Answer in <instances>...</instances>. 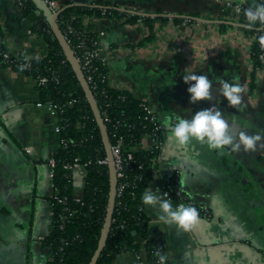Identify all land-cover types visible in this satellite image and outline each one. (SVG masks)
Instances as JSON below:
<instances>
[{"label":"crops","instance_id":"1","mask_svg":"<svg viewBox=\"0 0 264 264\" xmlns=\"http://www.w3.org/2000/svg\"><path fill=\"white\" fill-rule=\"evenodd\" d=\"M59 1L65 6L91 0ZM245 1L247 7L255 6V0ZM92 2L149 18L132 23L90 15L83 20L86 30L98 33L113 85L149 101L163 125V144L146 189L163 192L171 173L179 170L198 206L209 211L198 212V221L183 230L159 221V209L144 204L147 239L168 264H264V61L255 68L254 36L245 28L249 21L243 8L237 10L235 0ZM0 26L10 53L27 58L47 54L44 37L32 30L14 0H0ZM188 71L205 73L213 81L210 100L189 101L182 79ZM221 80L241 85V105H230L221 95ZM39 98L32 76L0 61V264L51 261L42 240L50 231L44 210L54 191L47 159L58 148V134L53 131L56 119L36 104ZM211 104L221 110L233 142L243 131L261 134L257 145L248 150L242 145L239 151L231 145L210 149L199 141L186 148L177 145L168 118H190ZM150 143L143 138V147ZM36 194L40 216L33 219ZM112 264L138 262L132 250H125Z\"/></svg>","mask_w":264,"mask_h":264},{"label":"trees","instance_id":"2","mask_svg":"<svg viewBox=\"0 0 264 264\" xmlns=\"http://www.w3.org/2000/svg\"><path fill=\"white\" fill-rule=\"evenodd\" d=\"M20 1L21 10L32 22V30L44 37L47 54L42 59L32 60L12 55L11 59L17 65H13L12 69L22 71L34 79L39 76L47 77L46 82L36 84L40 101H51L56 105L62 126L58 148L51 154L55 159L51 179L56 195L49 199L54 211L52 226L42 243L51 251L49 264H90L99 248L110 200V167L97 162V159L107 156L106 145L90 101L49 21L42 13H36L38 6L35 0ZM247 8L246 5L243 7L244 12ZM90 15L124 18L132 23L140 18H148L121 12L112 5L97 2H92L89 6L66 3L57 15L56 23L64 37L70 39V47L77 59L84 52L77 45L85 42L91 47L94 41L99 40L97 32L84 28L83 20ZM69 26L71 30L68 29ZM245 28L256 39L251 56L255 68H259V53L264 46L260 37L264 36V24L256 21L252 27ZM1 49L6 48L0 36ZM0 61L9 67L2 55ZM80 65L111 145L122 136L125 149L131 150L135 156V161L127 170L129 183L120 195H116L110 230L94 264H112L121 252L140 249L142 246L138 244V240L144 243L142 249H145L146 259L155 261L158 251L147 239V216L141 196L151 179L154 159L159 150L142 146L143 138L153 131V125L142 105L145 100L130 89L111 85L107 80L110 69L101 60L93 58L86 68L81 62ZM160 136L162 137L161 133ZM77 157L81 162L90 161L86 167L79 200L74 198L76 189L73 171L66 167ZM59 199H64L65 202H60Z\"/></svg>","mask_w":264,"mask_h":264},{"label":"clouds","instance_id":"3","mask_svg":"<svg viewBox=\"0 0 264 264\" xmlns=\"http://www.w3.org/2000/svg\"><path fill=\"white\" fill-rule=\"evenodd\" d=\"M245 15L249 21L248 27H252L256 21L264 24V0H255V6L250 5L245 10ZM260 39L264 41V36ZM182 79L188 84L187 92L190 94L188 99L191 103L211 99L214 85L207 74L188 71ZM192 81L194 83H190ZM241 91L239 83H230L227 80L220 82V93L230 105H241L243 99ZM167 127L169 135L182 148H186L193 141H199L207 144L210 149H221L223 146L231 145L232 150L239 151L243 145L244 149L248 150L254 148L257 141L262 138L261 134L242 131L233 142L234 137L227 132L228 125L223 114L214 104L195 111L190 118L179 115L174 120L168 118ZM165 197H168L167 192L145 189L141 200L144 204L159 209V221L174 224L178 229H191L198 221V209L193 204L173 205L171 199ZM166 259V255H158L159 264H164Z\"/></svg>","mask_w":264,"mask_h":264},{"label":"built area","instance_id":"4","mask_svg":"<svg viewBox=\"0 0 264 264\" xmlns=\"http://www.w3.org/2000/svg\"><path fill=\"white\" fill-rule=\"evenodd\" d=\"M14 1L19 6V8L22 7V2L20 0H14ZM242 1L243 2L235 0V2H236L235 7L237 8V10H241L245 6V4H247V2L245 0H242ZM45 2L49 6V8L53 14L58 15L60 10L63 7H65L64 4H61L59 0H45ZM68 29L71 30L70 26L68 27ZM255 40H256L255 37H253L252 41H251L252 45L255 42ZM66 41L70 45V39H66ZM76 47H79V48L84 50L83 54L79 57V59H77L79 64H80V62L83 64V67L86 68L87 66H89L90 63L92 62L93 58H97V59L101 60V62L104 65L108 66L107 58L104 56L102 48L100 46V40L94 41L93 46H91V47L87 46L85 44V42L77 45ZM262 48H263V51L261 53H259L260 54L259 58L261 61H264V46ZM0 55L3 56V60L8 64L9 67L12 68L13 65H16L14 63V60L11 59V56L12 55L17 56L16 54H12L6 49H1ZM22 67H23V65L21 64L20 68H22ZM111 78L112 77H111L110 72H109L107 75V80L109 81V83H111V85H113ZM89 79H91V76H89ZM47 80L48 79L45 76H39L36 79H34L36 84L37 83L42 84V83L46 82ZM115 86H117V85H115ZM118 87H120L122 89H126V88H123L121 86H118ZM47 102H48L47 107L49 109V113L52 116H55L57 118L58 122H57V126H56L55 131H57L58 136H59V134L61 132L60 130H62V126L59 123L60 118L58 116L57 107L55 104H53V102H51V101H47ZM37 105L39 107H43L44 101L43 102L39 101ZM142 105H144V108L147 112V117L150 119V121L153 125L152 133H148L146 135V137L149 138L150 142H151L149 148L160 150L162 147V144H163V139L160 136V133L162 134V132H163V125H162L157 113L155 112L153 106L151 105V103L149 101L145 100V102ZM105 116L107 117V115H105ZM111 152H112V157H113V161L115 164L116 175H117V192H116V195H118V194L120 195L122 190L129 183V181L127 180V170L129 168H131L132 162L135 161V156L131 150L127 151L125 149V142H124V139L122 136L118 137L116 139L115 143L111 145ZM48 159H49L48 164L51 168L50 177L52 178L54 175L55 159L53 156H50ZM89 162H81L79 160V158L77 157L72 163H70L69 165L66 166L67 168H69L70 170L73 171L75 187L78 190V193L74 197L76 200L80 199V193L83 189L84 178L86 176V167L89 164ZM97 162L99 164H108V165L110 164L108 155L105 158L97 159ZM167 183L168 184L164 188V192L168 193L169 198L176 197L178 199L179 203L193 204L198 209V212H201L205 215H208V213H209L208 209H206L205 207L198 206L193 195H191L190 192L186 189V187L183 183V174L179 170H175L171 173V176L168 179ZM53 196H56L55 191L52 194V197ZM59 201L65 202L64 199H59ZM53 214H54V211H53V206H52L51 216H53ZM64 218L65 217H63V219ZM51 226H52V224H51ZM51 226H49L50 229H51ZM132 251H133V253H134L139 264H159L158 257L155 259V261H152V262L148 261V259H146V257H145V254H146L145 249H142V247L138 250L133 249ZM159 254H162V253L158 251V255ZM164 264H168L167 259L164 262Z\"/></svg>","mask_w":264,"mask_h":264},{"label":"water","instance_id":"5","mask_svg":"<svg viewBox=\"0 0 264 264\" xmlns=\"http://www.w3.org/2000/svg\"><path fill=\"white\" fill-rule=\"evenodd\" d=\"M38 8L40 9V11H42L43 15L46 17V19L49 21L54 33L56 34V37L58 38L59 42L62 44L63 49L65 51V55L67 56L66 58L69 59V61L71 62L81 84L82 87L87 95V98L90 101L92 110L96 116V119L98 121L100 130L102 132L103 138H104V142L106 145V149H107V155L110 161L109 167H110V173H111V192H110V200L109 202V206H108V211H107V215H106V220H105V224L103 225V231H102V235H101V239H100V244H99V248L97 249L98 251L95 253L92 261L90 262V264H94L97 257H98V253L100 251V249H102V247L105 244V241L107 239L109 230H110V226H111V221H112V214H113V210H114V204H115V198H116V192H117V175H116V169H115V164L113 161V157H112V152H111V143L109 140V136L107 133L105 124L103 122V119L101 117L100 111L98 109V106H96V101L94 99L93 93L90 89V86L84 76V73L81 69V66L77 60V58H75V55L69 45V43L66 41V38L64 37L63 33L61 32L60 28L58 27L57 23H56V17L57 14H53L52 11L50 10L49 6L47 5V3L45 2V0H35ZM89 4L92 3L91 1H88ZM86 3L88 6L89 4ZM0 32H1V26H0ZM2 34V33H1ZM222 151L226 154L229 155L231 154V152L226 149L223 148ZM219 153H221V151H219Z\"/></svg>","mask_w":264,"mask_h":264},{"label":"rangeland","instance_id":"6","mask_svg":"<svg viewBox=\"0 0 264 264\" xmlns=\"http://www.w3.org/2000/svg\"><path fill=\"white\" fill-rule=\"evenodd\" d=\"M18 57H19V55L20 54H16ZM44 54H42V56L41 55H39L38 57H36V58H41L42 59V57H44L43 56ZM20 56H22V55H20ZM25 59H28V60H32V59H36V58H27L26 56H23ZM40 101V98L37 100V103L36 104H38V102ZM48 102L47 101H44V106H43V109L44 110H46L48 113H49V109H48ZM52 116V115H51ZM52 117H54L56 120H55V125H54V132H55V134H56V136H57V131H55L56 130V126H57V118L55 117V116H52ZM58 137V136H57ZM58 142H57V147H58ZM50 171H51V168H50V166L48 167V174L50 175ZM50 180L52 181V179L50 178ZM75 189H76V194L78 193V190H77V188L75 187ZM164 192V191H163ZM54 193V191H51V193H50V195H52ZM172 199H176V201H178V199L176 198V197H171ZM31 201H32V203H34V205H36V209H30V212H32V214H31V216L33 215V219L34 218H37V217H39L40 216V212H39V210H38V204L40 203V199L38 198V196H37V194H36V198L35 199H31ZM179 203V202H178ZM48 204V203H47ZM51 210H52V205L50 204H48V207L46 206V211L44 210V212H45V217H46V219L50 222L51 220H52V216H51ZM48 217V218H47ZM50 218V219H49ZM138 244L140 245V246H144V243L142 242V240H138ZM138 262V261H137ZM139 264V263H138Z\"/></svg>","mask_w":264,"mask_h":264}]
</instances>
